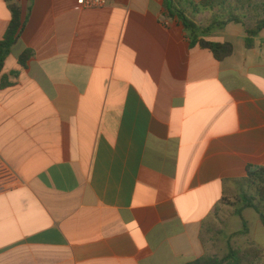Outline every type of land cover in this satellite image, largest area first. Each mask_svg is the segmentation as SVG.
Returning <instances> with one entry per match:
<instances>
[{
  "label": "crops",
  "instance_id": "0c3cea01",
  "mask_svg": "<svg viewBox=\"0 0 264 264\" xmlns=\"http://www.w3.org/2000/svg\"><path fill=\"white\" fill-rule=\"evenodd\" d=\"M16 2L23 30L0 74L10 187L0 192V264L206 257L215 214L249 168L264 167V31L250 49L243 24L201 36L234 45L218 61L191 45L164 0ZM11 19L0 0V41ZM251 218L248 235L264 251V225Z\"/></svg>",
  "mask_w": 264,
  "mask_h": 264
},
{
  "label": "trees",
  "instance_id": "16d2710c",
  "mask_svg": "<svg viewBox=\"0 0 264 264\" xmlns=\"http://www.w3.org/2000/svg\"><path fill=\"white\" fill-rule=\"evenodd\" d=\"M6 1L11 10L12 19L4 38L0 41V74L3 71L6 59L20 39L24 25L20 4L14 0ZM164 1L168 16L171 18H178L183 24L185 32L191 41V45H199L202 49L211 51L218 61H224L232 56L235 50L234 45L231 42L208 41L201 36L205 37L215 30L224 29L230 23L243 24L246 27V47L250 49L255 45V38L264 31V0H259L260 3H255V0H204L199 3L189 2V0ZM231 1L236 2V5L234 8L229 7L228 11H226L227 19H222L223 16L220 15V12L223 11L226 3ZM188 4H192L194 12L197 14L200 11L214 12L217 10L215 11L216 16L208 26H200L195 21V15H193V17L187 15L186 9ZM247 9L254 10L258 17L255 25L251 27L244 21L247 14H238L239 11H246ZM230 10H235L237 14H229L228 12ZM260 11L263 17H261ZM32 56L33 52L31 50L25 51L19 57L20 64L26 66ZM7 86H9V84H2L4 88ZM243 183L248 184L251 189L250 192H254V194H244L239 200L241 206L235 209V214L241 218L243 228L242 231L232 236L247 235L249 233V224L243 216L245 209H253L259 215L264 225V167H260L256 170L249 168L248 175L243 180ZM228 247L229 251L223 258L202 257L188 264H255L264 256V251L255 245H251L243 250L241 248H235L229 242Z\"/></svg>",
  "mask_w": 264,
  "mask_h": 264
},
{
  "label": "rangeland",
  "instance_id": "374dc122",
  "mask_svg": "<svg viewBox=\"0 0 264 264\" xmlns=\"http://www.w3.org/2000/svg\"><path fill=\"white\" fill-rule=\"evenodd\" d=\"M16 1V0H14ZM255 3H260L259 0H255ZM236 5V2H228L225 4V8H223V11L220 12L221 16H223L222 19H227V13L229 7L234 8ZM186 13L188 16L193 17L195 15L198 16L197 13H192L190 10L186 9ZM226 13V15H225ZM229 14H237L235 10H230L228 12ZM247 14V17L244 18L245 23L251 27L254 26L256 21L258 20L257 14L254 10H246V11H239L238 14ZM261 17H263L262 12L260 11ZM218 15V14H217ZM215 14H208L204 16V19L202 20L203 23L210 24L211 21L215 18ZM219 16V15H218ZM240 29H242L241 26H239ZM250 186L246 183H242L238 186H236L233 193L229 195V197L226 198L225 202H223V205L219 208L217 213L215 214V220L213 221L212 226L210 229L206 231V244L208 248V254L206 257H217V258H223L227 255L229 251V242L235 247V248H241L243 250L247 249L249 246L254 245L252 242L251 237L247 235H237V236H230L234 233H238L237 227H241L242 229V220L240 217H236L234 223H236L237 227L232 224V219L235 216V209L240 208L241 204L239 203L240 199L243 197L244 194L251 195L254 194V192H250ZM250 213V214H249ZM249 213H246L244 215L245 219H250V215H254L255 217H258V214L253 210L250 209ZM246 219V220H247ZM230 236V238H229ZM259 261V260H258Z\"/></svg>",
  "mask_w": 264,
  "mask_h": 264
},
{
  "label": "built area",
  "instance_id": "2783aa9c",
  "mask_svg": "<svg viewBox=\"0 0 264 264\" xmlns=\"http://www.w3.org/2000/svg\"><path fill=\"white\" fill-rule=\"evenodd\" d=\"M77 5L83 9H95V8H102L107 7L116 2V0H76ZM6 177L4 171L0 170V192H5L10 189L3 184V180Z\"/></svg>",
  "mask_w": 264,
  "mask_h": 264
}]
</instances>
